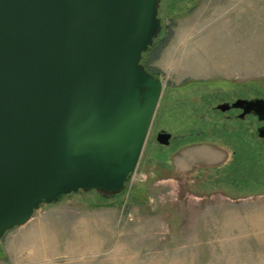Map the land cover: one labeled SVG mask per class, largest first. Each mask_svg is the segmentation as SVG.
I'll return each instance as SVG.
<instances>
[{
	"label": "rangeland",
	"instance_id": "obj_1",
	"mask_svg": "<svg viewBox=\"0 0 264 264\" xmlns=\"http://www.w3.org/2000/svg\"><path fill=\"white\" fill-rule=\"evenodd\" d=\"M158 17L141 64L164 90L136 172L40 206L0 264H264L263 123L217 109L264 99V0H160Z\"/></svg>",
	"mask_w": 264,
	"mask_h": 264
},
{
	"label": "water",
	"instance_id": "obj_2",
	"mask_svg": "<svg viewBox=\"0 0 264 264\" xmlns=\"http://www.w3.org/2000/svg\"><path fill=\"white\" fill-rule=\"evenodd\" d=\"M159 1L0 0V240L40 206L119 194L136 172L164 90L141 64ZM217 109L264 123V99Z\"/></svg>",
	"mask_w": 264,
	"mask_h": 264
},
{
	"label": "trees",
	"instance_id": "obj_3",
	"mask_svg": "<svg viewBox=\"0 0 264 264\" xmlns=\"http://www.w3.org/2000/svg\"><path fill=\"white\" fill-rule=\"evenodd\" d=\"M161 45L163 46V43H159V44H155V43H153V46L152 47H150L149 48V50L145 53V54H143V56H142V59H144V56L145 55H147L148 53H152V54H157L159 51H160V49H161ZM151 54V55H152ZM142 62V61H141ZM144 67H145V69L150 73V74H153V73H151V70H149L148 69V67L145 65V64H142Z\"/></svg>",
	"mask_w": 264,
	"mask_h": 264
},
{
	"label": "flooded vegetation",
	"instance_id": "obj_4",
	"mask_svg": "<svg viewBox=\"0 0 264 264\" xmlns=\"http://www.w3.org/2000/svg\"><path fill=\"white\" fill-rule=\"evenodd\" d=\"M230 104H231V103H230ZM237 112H238L237 115L241 114V111H237ZM237 115H236V116H237ZM261 126H264V123H263ZM261 126H260V127H261Z\"/></svg>",
	"mask_w": 264,
	"mask_h": 264
},
{
	"label": "bare ground",
	"instance_id": "obj_5",
	"mask_svg": "<svg viewBox=\"0 0 264 264\" xmlns=\"http://www.w3.org/2000/svg\"><path fill=\"white\" fill-rule=\"evenodd\" d=\"M239 111V110H238Z\"/></svg>",
	"mask_w": 264,
	"mask_h": 264
}]
</instances>
